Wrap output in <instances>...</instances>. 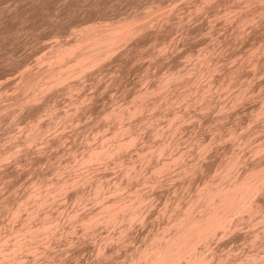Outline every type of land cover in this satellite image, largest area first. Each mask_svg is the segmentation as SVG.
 Segmentation results:
<instances>
[{"label":"rangeland","instance_id":"374dc122","mask_svg":"<svg viewBox=\"0 0 264 264\" xmlns=\"http://www.w3.org/2000/svg\"><path fill=\"white\" fill-rule=\"evenodd\" d=\"M215 1L211 0V2H213L211 3V5H207V7L204 6V8H201L200 10L196 7L199 10L197 11L195 10V6L199 5L198 4L199 0H196L195 1L196 3L193 2V0L191 1L190 0H172V1L171 0H164V1L163 0H0V104H1L0 105V158L3 157V159H0V167H1L0 168V208H1L0 235L1 236H4L5 234L3 232L4 230H6V232L8 233L13 228L16 229L17 227H20L21 224L23 223V220L25 221L24 217L26 216L25 213L26 209L22 207L21 210L19 209L18 212L13 213L14 208L13 210L10 211L11 204L14 205V203H16L17 201H18L17 203H20V201L27 198L28 196L27 194L30 193L29 191L31 190L33 192L34 189L33 187L35 186L38 187L39 185V187L41 186V188L43 187V189H46L45 187L48 186L50 183H51L50 185H52V182L54 181L53 179H56L55 178L56 176L57 177L63 176L66 178L74 176L75 171L72 167L73 166L72 156L74 155L80 157L81 154L87 149V147L90 146L91 142L93 144H95L94 142L96 143L98 142L97 140H99L100 138L98 135L101 136V134H104L105 132L107 134L110 133L109 131L110 129H108V126H110L111 124L110 125L109 123L104 124L105 121L103 122L100 121L103 124L99 123V120L101 119L100 117H102L104 111L112 108L116 104L119 105L120 102L125 104L129 100L134 99L135 93L136 95H138L139 93L138 91L141 92L142 90L143 92V90L145 91V89L147 88L146 91L148 90V92L149 91L151 92L153 90L152 89L153 85L155 88V86H157V84L159 83V81L157 80L159 76L162 74L163 77L166 76L169 73V71L175 69L174 66L176 67V69L181 67L182 69L180 70L182 71V73L184 72L187 75V78L185 77L184 79L185 81L184 80L181 81L182 84L179 82L180 84L175 85V83L171 82L174 85L170 84L171 86L169 85L168 88L166 89L168 91H165L166 92L165 95L168 96L165 97L170 98V100H172V102L174 103H171V101L169 102L166 101L167 102L166 103L165 102L166 98L165 99L163 97L160 98L158 97L157 94H154L157 95V97L153 95L154 97L151 96L152 97V98L150 97L151 100L148 101L149 104L150 101L153 103L152 104L153 107L151 104L150 105L148 104L145 108H143L145 111L143 112L142 109V111L140 112L142 114L140 115L139 113L138 114L139 116L137 115V118L135 117L136 116L135 115L132 116L134 119L132 117H131L132 119L131 118L126 119L127 120L126 123L130 126L131 131L132 132L134 131V133L136 132V142H135L136 146L134 144L132 145L133 148H131L130 146L128 147L129 150L128 148L125 150L124 160L130 162L131 165H133L134 167L136 166L135 168L137 169L139 168L138 170L142 169L143 173H141L140 175H136V176L131 175L130 177H127L125 174H123L124 171L122 169L124 168L122 167L123 166L122 162L118 159L115 160L108 159L107 161H109L110 164L106 163L107 161L106 162L101 161L102 163L95 162V164L93 163V165H90L91 164L90 163L89 166L87 165V167L85 166L76 170L77 171L76 173L80 172V174L79 173L76 174L77 175L76 178L77 179L81 178L80 180L76 181L77 184L72 185L73 188L72 186H68L67 190L65 189L66 191L65 190L60 191L59 193L62 192L61 194L57 193L59 196L56 194L55 196L56 200L54 199L53 201H51V203H48L49 205L46 204L48 206L45 205L46 207H44L45 212L49 213L47 215L48 216L50 215L49 217L52 220L53 224L55 223L53 232L54 233L56 232V234L52 232L54 235H52L51 233L52 236L49 235L48 237L50 238L48 240L47 237L45 241L39 240L40 244L39 242L35 243V246L39 244L38 246L35 247V254L33 255V253H29V252L27 254H24L22 256L23 264H136V263L144 264V259L142 261L139 259V257H137L139 255L138 254L139 251L145 248L148 244L150 245V243L154 242L153 244H155L157 240H159V237H161L162 235L167 236L165 234L167 232H170V228L171 229L173 228L171 223L173 222L177 214L176 212L177 209L179 210V208L177 207V209H175L176 211H174V207L176 208V205L177 206L180 205L179 207L183 205V209H186L189 208V206L191 208L193 204L196 205V203H198V205L200 206L198 205H196L195 207L193 206L197 211L195 209H191V210L195 211L194 214L199 213V211L202 209L201 206H203V201L205 197L203 188H206V186L210 185L211 184L210 181H213V179H215L217 182V179L222 173V172L220 173V170L222 171L221 167H223L225 162H227V159H229L228 156H230L231 153L235 154L237 156V160H239L237 164H235L236 166L233 167V173H235L236 175L239 174L243 175L247 171L246 169L252 167L253 165H256L255 163L259 164L256 166H258L259 170L263 172L261 169L264 170L263 168L264 161L262 160V158L264 157V150H259V147L261 146V143H264V112L262 113V115H258V116L256 115V113L259 112L258 109L262 108L261 106L264 105L263 104L264 102V76H263L264 75V50H263L264 49V45H263L264 17H260L258 15L255 16L253 21L251 22L253 23L255 21V23L252 24L253 27L249 25L251 24L249 23L247 24L248 25L247 27L246 25H244L241 29L237 27L240 30L238 31V29L234 27L237 26L236 21L235 23H233L234 19L233 20L226 19L225 21V19L223 20V17L222 18L219 17V15L222 16L224 14L223 13L224 10L221 9L222 8L225 9V7L230 6V3L233 4L234 2V4L231 5L230 7L233 8V9L231 8L233 12L234 10H236L235 12L237 13L234 12L235 15H238L240 13L242 14L243 10L239 11L241 8L242 9L245 8L243 13H250L249 8L253 6L254 0H250V1L227 0L229 1V3L225 2L226 4L224 5H223L224 3L223 1L225 0H219V1L215 0ZM254 2H256L255 5L258 4L256 0ZM213 4L216 6H212ZM221 5H223V7ZM255 5H254L255 8L252 7V10L253 9L255 10L256 7L258 6ZM169 8H170L169 14H171L170 12H172L171 16L173 18L169 15L172 19L171 18L163 19V20L161 19L157 21L158 18L160 19L163 16V12H164L163 10L164 9L167 10ZM246 8H248L247 12H245ZM172 9H174V11H172ZM202 9H204L203 10L204 13L202 12L200 14V11ZM217 9L220 10L219 13H217L218 12ZM145 11H150L149 12L150 14L147 15L149 16V18L151 17V15H152L151 18L156 16V14L157 16L154 17V20L152 19L150 23L148 22L149 23L147 26L148 28L147 27L144 28L146 31L142 29L139 32V34L141 32L143 33L142 36L140 37L141 35L140 34L138 35L139 37L138 38L135 37L137 36L136 34L135 36H133L135 37V39L133 37L127 38L125 39V41L123 39V41L117 43L118 44L116 45L117 47L111 50L108 53L109 55L108 54L105 55V59L104 58L102 59L103 63L101 61L100 64L98 63L100 66L98 64L91 66L86 70L88 72L84 71L82 73L84 75L81 74L82 76L77 77V74L75 75L76 77H74V75H68L72 77H68V79L66 78L67 80L65 79V77H63L64 79V80L62 79L63 82H61L62 80H56V76H55L54 78L56 80L55 82H57L56 83L57 85L55 84L54 79H52L55 84V88L52 86V89L49 88L51 89L49 90L47 88L48 85L46 86L44 85L45 86L44 91L40 94V96L35 95L37 97H34L32 95L30 96L31 98H29V94L31 91L23 90L24 88L22 82L24 81L22 79L23 77L25 79L27 76H30L29 75L30 73L32 74L33 78H38V79L40 78L41 83L46 84V82L51 80L48 78L49 76L47 73H45L46 71L44 69H46L47 66H49L50 63L49 61L52 60V58H54L53 57L54 55L52 53H54L53 52L55 50L54 46L56 44L58 43L64 44L63 48H67V49H69V46L71 48L77 46L78 45L77 41L80 42L79 40L81 38L80 36L81 34H79L80 33L79 30H82V28L84 29L93 25H94L93 27L101 28L103 27L101 26L103 24L104 26L106 24L108 25L111 23L118 24L117 23L118 19L122 21L124 20L123 18L128 16H130L129 17L130 19L131 17L134 16L135 18H139L141 16L143 20L145 19L149 20V18L147 17L144 19V15L142 17V12L144 14L147 13ZM213 11H216L217 15L214 14ZM136 12L141 13V15H138L139 17H136L137 16ZM167 13L164 14L168 15ZM195 13L197 14L194 15ZM203 14L204 15L207 14L206 17ZM164 17L167 18L168 16H164ZM208 19L212 21L209 20L210 22H208ZM218 19L220 21L216 22L215 20ZM113 20L115 21L114 23L112 22ZM129 20L127 19V21ZM158 22L159 24H156ZM161 22H163L162 25ZM152 23L154 24L152 25ZM211 24L214 25L211 26ZM153 26H155L156 28L154 27L155 28L154 29ZM157 29L160 32L157 31ZM130 39L133 40L130 41ZM251 50L257 51L255 53V56L253 57L256 62L258 61L257 65L259 66L256 69L257 73L255 72L254 68L252 69L253 59H251L250 61V63L252 62L251 63L252 65L248 63L249 61L248 54L249 51ZM198 51L203 52V54L205 51L206 54H204L203 56L208 55L205 57V59L207 58L206 59V61H208L207 63L208 64L210 63L212 65L213 71H212V76L209 78L210 81H208V77L206 78V76L202 77L201 75H199L200 77H198V73H199L197 71L199 69L198 67H196L197 69L195 70L196 72L193 71L195 68L193 62L196 59L192 60L191 58L194 59V56L196 57L198 54L199 55L202 54L199 53ZM193 52H195V55H193ZM186 53L190 55L189 57H191V55L193 56L191 58H188V55L186 56ZM246 54H247V59L244 57L246 56ZM259 56L260 58L262 56L263 57L261 59L259 58L260 59L259 60L258 59ZM209 57L211 58L209 59ZM46 60L48 63L46 62ZM77 61H74V63ZM209 61H212V63ZM241 61H243L242 64ZM232 63L235 64L233 65ZM45 64H47V66ZM71 64L72 66L74 65L73 62L69 63L68 65L70 66ZM191 65L194 66L190 67ZM216 66H218L217 69ZM184 67L185 69H183ZM237 67L239 68L240 73H242V75L238 73V75L240 76V81L241 82L244 81L246 83L248 82L247 87L249 89L248 88L247 89L249 90V92L247 94L248 95L247 98L242 99L240 102L238 101L239 103L232 105L231 104L232 98L231 101L229 100V98L233 95L232 94L234 93L233 91L236 92V89L238 88V85L236 86V83L239 81V77L237 76L238 77L237 81L232 77L233 81L236 82V83L233 82V84L235 85L231 84V81L228 80L231 84L229 87L227 86L229 82L226 81L228 83L226 84L224 83L225 84L224 87L226 86L225 88L223 87L224 89H222L221 86L219 87V81L221 80L222 76H224L223 74L227 76L228 70L235 71L236 69H238ZM234 68L236 69L234 70ZM243 69L245 72H243ZM189 70L191 71L190 73L191 75H189L190 72ZM225 71L226 73H224ZM215 72H217L216 73L217 75L214 74ZM51 76L52 75H50V77ZM43 77L48 79L47 80L45 79L43 81ZM216 77H218L219 80ZM156 81L158 83H156ZM212 81L214 84L212 83ZM74 82H75V86L73 88L72 84ZM204 82L206 83L207 88H204L206 86L203 85L205 84ZM198 83L200 84L198 85ZM209 84L210 86L212 85L211 90H209L210 92L208 91V89L210 88ZM70 85L71 87L69 88ZM195 85L198 87L201 85L200 93L197 92L199 88L197 89ZM202 85L204 86L203 89L201 88ZM20 86H22V88ZM170 87L173 89H171ZM182 89L185 91H183ZM191 89L192 91L190 92ZM46 90L49 92H47ZM181 90L184 93L181 92ZM223 90H225L226 92ZM186 92L188 93V95ZM189 92L191 93L190 95ZM202 92L203 94L204 92L206 94L205 103L204 100H202L203 102L202 103L201 100L196 98ZM185 93L187 97L183 101L182 97L184 96ZM176 95L177 97L180 95V98L178 99ZM188 96L190 99L188 98ZM174 97L176 98V101H173L175 100ZM208 98H210V100ZM72 99L73 100L85 99L83 100L84 102L78 104V106L80 105L79 107L80 111L78 109L77 112V114L79 113V115L75 114L74 118L72 117V120L73 119L74 120L68 121L69 124L68 122L62 124L61 122L62 120L55 117H53L52 120V116L54 115V112L55 114L59 112L61 113L63 111L70 110L73 108V107L71 108L72 106L71 102L73 101ZM163 99L164 101H162ZM179 100L180 102H178ZM159 102H161V104ZM179 103L182 109L178 105ZM187 104L189 105L187 106ZM154 107L157 108L154 109ZM61 108H63L64 110ZM169 108L172 109L170 110ZM221 108L222 110H220ZM153 110L155 111L153 112ZM51 112H53V115ZM167 113L168 114L170 113V116L175 115V117L182 115L181 117H176L177 118L176 127L174 126L172 128V129L175 128L177 131H175V129L171 130V128L167 126L168 118H169ZM166 116L168 117L166 118ZM147 117L149 120H152L154 118V120H152V124L153 123L154 124L151 126L152 128L154 127V129L157 128V130L159 131V135L153 136L152 134L153 132H151L152 128L149 129L150 126L147 128V121H146ZM149 117L150 118L152 117V119H150ZM155 118H157L156 121ZM38 120L39 121L41 120L40 123H47L49 120L50 122L52 120L54 122V123L52 122L53 128L51 127L50 131L41 134L39 139L37 138L38 140H36V142L33 141L32 143L31 142H29V144L27 143L28 144L27 146V144H25L26 143L25 137L27 135L26 133L28 132L30 133L32 125L36 124V121L38 122ZM143 121H146V124ZM70 122H72L73 124L71 123L70 125ZM180 123H182L183 126H181ZM92 124H94L95 126ZM99 124L102 125L98 126ZM63 125L66 127H64ZM97 126L100 127L101 130H96L95 128ZM103 129H105V131ZM164 129L166 132L164 131ZM167 129L169 130L167 131ZM234 130L235 133L236 134L239 133V135L240 132L242 134L245 133V137H243L244 139L241 137V140L243 139L242 144H239V142L241 143V141L239 137H236V134L234 135L235 138H233L232 134L234 133L233 132ZM96 131L100 133H97ZM174 131L176 134L174 133ZM171 133H173L174 135ZM46 134L49 135L46 136ZM161 137L162 139L167 138L168 140L172 138L170 140L171 141L170 144L172 145H170L168 149V155L171 154L172 157L180 158L178 159V162L176 164H180L181 166L173 164L174 166L172 165L169 168V171H167L168 173L166 172L161 173L158 177V179L160 180L154 182L153 180H151L152 178L150 179L151 177V176L149 177L150 172L147 171L149 169L146 167L147 165L143 162V160H141V156L139 155L137 150L141 149L142 147H146L148 145L149 146L152 145V147L155 148L160 140L159 138ZM236 138L239 139L237 140ZM234 139L237 140V143ZM245 140L246 142L244 143ZM22 144H24L25 146L23 147ZM18 146L20 149H17ZM9 148H12L13 152L15 149H17L15 150L16 152L11 154L12 156L11 155L8 156V154L5 153L6 151L9 150ZM14 156L16 157V159ZM191 166L196 167L195 169L197 171L196 170L193 172L189 171L187 173L182 172L184 168L187 167L190 168ZM145 171H147L148 173ZM69 174L71 176H69ZM81 175L82 177H80ZM97 177L103 179V181L105 182V190L108 191L107 195H110L109 188L112 187L111 185L113 184L115 185L118 182L122 181V184L119 183L122 187L120 189L121 195L126 194V196H128L127 193L129 191L130 193L131 191L132 192L134 191L133 193L139 195L141 193V196H144V201L142 203L144 205L140 208V206L142 205L140 204L138 210L139 217L137 219L134 218L135 221L133 220L132 222H127L126 220L119 219L117 223L115 222L116 224L113 223L111 225H108L109 227L107 226V224L103 222L100 223L97 222L98 224L96 223L97 225L95 224V226H93L92 229V228H85L84 226H82L79 219L78 222L77 219L76 221L74 220L78 216L80 217V215L78 214L79 211L82 216L87 213L93 214V212L95 213L96 211H98L97 210L98 206H96L97 203L92 202L86 197V193L88 195V193L91 191L90 186L94 181L93 179L94 178L96 179ZM120 178L123 180H121ZM262 179H261L262 182L259 185V189L255 191V193H253V195L251 196L253 197V199H255L256 197L254 195H257V197L260 196L259 198H256V200L257 199L260 200L257 201L255 200V204H254L255 206L256 204L258 205L256 207L257 209L260 208L259 211L257 210L258 212L255 210L252 215H249L250 214L249 213L248 216H247L248 213L247 211H246L247 213L242 211V213H240L241 215L231 214L228 217L233 220L231 221L228 218L229 220H227L228 224H226L225 226L226 228L225 231L223 230L222 232L220 231V229L216 230L215 232H217V234L214 232L210 237V239L207 240V242L205 243V246L204 244L201 245V243H197V251L201 255L207 257V258L204 257L206 263L204 262L203 264H229L228 262L234 264L233 260L242 264H254V263L264 264V232H263L264 230L262 231V229H264L262 228L264 226L263 223L264 222L263 220L264 219V211H263L264 210V203H263L264 178ZM207 182L210 183L206 185ZM33 184H37V185H33ZM211 185H213V183ZM37 187L35 188L37 189ZM51 187L52 186L47 188H51ZM113 187L110 189L112 190ZM199 190L200 191L202 190L201 192L203 194L200 192L202 196L199 193ZM198 194L199 196H201L202 201L201 198L198 197ZM195 200H197L198 202ZM23 202H25V200ZM50 206L51 208L49 209L48 207ZM184 206L187 207L185 208ZM8 207L10 208L9 210ZM46 209L52 212L50 213V211ZM89 209H91L90 210L91 212L89 211ZM173 211L175 212V214ZM17 213H19L18 214L19 216L17 215ZM75 213L78 214V216ZM14 214L17 216H15ZM74 214L76 215V217ZM255 216L257 217L255 218ZM83 217H87V216L85 215ZM70 219L73 220L71 221ZM56 222L58 225L56 224ZM13 224L15 226H13ZM254 235L257 236L259 235V236L257 237ZM254 253L257 255L256 257H254L255 256ZM29 254L31 256H29ZM26 258H30V259L28 260ZM225 258L227 261L225 260ZM249 258H251V261L246 263L247 261L250 260ZM32 261L35 262L33 263ZM237 262H235V264H238Z\"/></svg>","mask_w":264,"mask_h":264},{"label":"bare ground","instance_id":"6f19581e","mask_svg":"<svg viewBox=\"0 0 264 264\" xmlns=\"http://www.w3.org/2000/svg\"><path fill=\"white\" fill-rule=\"evenodd\" d=\"M164 1V0H163ZM172 1V0H171ZM191 1V0H190ZM196 1V0H195ZM194 0H193V2H195ZM213 1V0H212ZM215 1V0H214ZM219 1V0H218ZM230 1V0H229ZM229 1H227V0H225V1H223L222 3H223V5L224 4H226L225 2H228L229 3ZM235 1V0H234ZM243 1V0H242ZM242 1H240V2H242ZM250 1V0H249ZM255 1V0H254ZM253 1V6H249L250 8V13H243L244 12V9H238L239 11H242V14L240 13V14H238V15H235V13H237V12H235L236 10H234V12L232 11V7H230L231 5H233L234 4V2H233V4H231L230 3V6H227V5H229V4H227V5H225V6H227V7H225V9L224 8H220L221 10H224V14L222 15V16H220L219 15V17H223V20L225 19V21H226V19L227 20H233V21H231V22H233V23H235V21H236V23H237V26H234V27H238L239 29H241L244 25H246V27L248 26L247 24H249V23H251L252 21H253V19H254V17L255 16H260V17H264V0H256L257 1V3L258 4H256V5H258L257 7H256V9L254 10H252V7L253 8H255L254 7V5H255V3L256 2H254ZM160 2V1H159ZM170 2V1H169ZM180 2H182V1H180ZM216 2V1H215ZM214 2V3H215ZM248 2V1H247ZM135 3V2H134ZM184 3V2H183ZM186 3V2H185ZM189 3V2H188ZM191 3V2H190ZM196 3V2H195ZM211 3H213V2H211V0H199V7L198 6H195V10H197V11H199L201 8H204V6L205 7H207V5H211ZM221 3V4H222ZM194 4V3H193ZM218 4V3H217ZM135 5V4H134ZM159 5V4H158ZM175 5V4H174ZM173 5V6H174ZM178 5V4H177ZM179 5H180V3H179ZM196 5V4H195ZM223 5H221L222 7H223ZM239 5H240V3H239ZM249 5V4H248ZM255 5V6H256ZM187 6V5H186ZM212 6H216V5H212ZM235 6V5H234ZM233 6V7H234ZM237 6V5H236ZM242 6V5H241ZM246 6V5H245ZM98 7V6H97ZM169 7V6H168ZM175 7V6H174ZM180 7H183V6H180ZM180 7H179V9H180ZM188 7H189V5H188ZM190 7H191V5H190ZM199 9H197V8ZM238 7H240V6H238ZM243 7V6H242ZM105 8V7H104ZM140 8V7H139ZM232 8V9H231ZM235 8V7H234ZM175 9V8H174ZM174 9H172V11H174ZM177 9H178V7H177ZM193 9V8H192ZM191 9V10H192ZM210 9H212V8H210ZM214 9V8H213ZM247 9L248 8H246V11L245 12H247ZM59 10V9H58ZM152 10V9H151ZM166 9H164L163 11V16L159 19L158 18V20L157 21H159V20H163V19H170L172 16H171V14H172V12H170L171 14H169V11H170V8L169 9H167L168 10V13H167V10L165 11ZM203 10L204 9H202L201 11H200V14L203 12ZM209 10V9H208ZM218 10V9H217ZM237 10V11H238ZM183 11V10H182ZM249 11V10H248ZM252 11V12H251ZM145 12H147V13H143L142 12V17H143V15H144V19L147 17V18H149V16H147V15H149L150 13V11H145ZM160 12H161V10H160ZM179 12H180V10H179ZM207 12V11H206ZM214 12V14H216V11H213ZM220 12V10H218V12L217 13H219ZM131 13V12H130ZM167 13L168 15H165V14ZM177 13V12H176ZM175 13V14H176ZM192 13V12H191ZM198 13V12H197ZM197 13H195L194 15H196ZM204 13V12H203ZM234 13V14H233ZM154 14H156V13H154ZM174 14V15H175ZM190 14V13H189ZM135 15V14H134ZM134 15H132V16H134ZM136 17H139L138 15H141V13H138V12H136ZM171 17H170V16ZM173 15V16H174ZM193 15V16H194ZM204 15V14H203ZM206 15L207 14H205L204 16L206 17ZM217 15V14H216ZM48 16V15H47ZM156 16H157V14H156ZM156 16H154V17H156ZM164 16H168L167 18H165ZM183 16V15H182ZM199 16V15H198ZM49 17V16H48ZM130 16H128V17H125V18H123L124 20H119L118 19V24H106L105 26H104V24L103 25H101V26H103V27H101V28H99V27H93V26H90V27H87V28H82V30H79L80 31V33L79 34H81L80 36H81V38H80V42H78L77 41V43H78V45L77 46H75V47H70L69 46V49H67V48H63V46H64V44H56L54 47H55V50L53 51L54 53H52L54 56V58H52V60H48L50 63H49V66H47V64H45L46 66H47V68L46 69H44L46 72L45 73H47L48 74V78L49 79H51L50 81H48V82H46V84L45 83H41V81H40V78L38 79V78H33L32 77V74L30 73L29 75L31 76H27L25 79H24V77H23V81L24 82H22V84H23V90H25V91H31L30 92V94H29V98H31L30 96H34V97H37V96H35V95H39L40 96V94L44 91V87L46 86V85H48V89L49 88H51L52 89V86L55 88V84L57 83V82H55L56 80H62L63 79V77H65V79L67 78L68 79V77H72V76H68V75H74V77H76L75 75L77 74V77L78 76H82V75H84V74H82L84 71H86L88 68H90L91 66H93V65H95V64H100V61L102 62V59L104 58L105 59V55H107L111 50H113L115 47H117L116 45H118L117 43H119L120 41H123V39H124V41H125V39H127V38H132L133 36H135L136 34H137V36H135V37H138V35H140V37L142 36V32L139 34V32L142 30V29H144L145 27H147L148 26V24L151 22V20L153 19L154 20V17L153 18H151L152 17V15H151V19L149 18V20L148 19H145V20H143V18H141V16L139 17V18H135V16L134 17H131V19L129 18ZM197 17V16H196ZM200 17V16H199ZM208 17H209V15H208ZM215 17V16H214ZM225 17V18H224ZM133 18V19H132ZM173 18V17H172ZM171 18V19H172ZM127 19L129 20V21H127ZM202 19V18H201ZM211 19H214V18H211ZM203 20V19H202ZM210 19H208V22H210V21H212V20H210ZM262 20V19H261ZM121 21V22H120ZM167 21V20H166ZM176 21V20H175ZM174 21V22H175ZM178 21V20H177ZM201 21V20H200ZM216 22L217 21H220L219 19L218 20H215ZM222 21V20H221ZM256 21H257V19H256ZM264 21V20H263ZM113 23L115 22L114 20L112 21ZM149 22V23H148ZM156 22V21H155ZM154 22V23H155ZM163 22H165V21H163ZM163 22H161V25H162V23ZM100 23V22H99ZM154 23H152V25L154 24ZM169 23V22H168ZM167 23V24H168ZM200 23H202V22H200ZM215 23V22H214ZM219 23V22H218ZM217 23V24H218ZM233 23H232V25H233ZM253 23H255V21L253 22ZM253 23H251V24H249V25H251L252 26V24ZM92 24V23H91ZM156 24H159V22L158 23H156ZM172 24V23H171ZM190 24V23H189ZM224 24V23H223ZM228 24V23H227ZM96 25V24H95ZM160 25V26H161ZM165 25V24H164ZM176 25V24H175ZM175 25H174V27H175ZM194 25H196V24H194ZM210 25V24H209ZM208 25V26H209ZM212 25H214V24H211V26ZM207 26V27H208ZM92 27V28H91ZM155 26H153V28H154ZM166 27V26H165ZM170 27V26H169ZM194 27V26H193ZM213 27H215V26H213ZM221 27V26H220ZM253 27V26H252ZM148 28V27H147ZM151 28H152V26H151ZM150 28V29H151ZM156 28V27H155ZM154 28V29H155ZM159 28H161V27H159ZM163 28V27H162ZM173 28V27H172ZM237 28V29H238ZM81 29V28H80ZM171 29V28H170ZM198 29V28H197ZM200 29V28H199ZM213 29V28H212ZM238 29V31H240ZM245 29V28H244ZM145 30V29H144ZM204 30V29H203ZM215 30V29H214ZM146 31V30H145ZM144 31V32H145ZM154 31V30H153ZM157 31H159L158 29H157ZM156 31V32H157ZM163 31V30H162ZM167 31V30H166ZM177 31V30H176ZM160 32V31H159ZM209 32H210V30H209ZM243 32H244V30H243ZM163 33V32H162ZM168 33V32H167ZM170 33H171V30H170ZM202 33V32H201ZM160 34V33H159ZM158 34V35H159ZM213 34V33H212ZM211 34V35H212ZM220 34V33H219ZM247 34V33H246ZM258 34V33H257ZM156 35V34H155ZM243 35V34H242ZM241 35V36H242ZM209 36V35H208ZM240 36V37H241ZM135 37H133L134 39H135ZM166 37H167V35H166ZM187 37V36H186ZM205 37V36H204ZM203 37V38H204ZM139 38V37H138ZM206 38V37H205ZM226 38V37H225ZM243 39V38H242ZM241 39V40H242ZM129 40V39H128ZM133 39H130V41H132ZM206 40V39H205ZM204 40V41H205ZM240 40V41H241ZM68 41V40H67ZM127 41V40H126ZM172 41V40H171ZM76 42V41H75ZM61 43V42H60ZM157 43V42H156ZM251 44V43H250ZM261 44V43H260ZM136 45V44H135ZM264 45V44H263ZM263 45H262V48H263ZM119 46H121V45H119ZM174 46V45H173ZM260 46V45H259ZM188 47V46H187ZM227 47V46H226ZM118 49V48H117ZM203 49H205V48H203ZM211 49V48H210ZM258 49H259V47H258ZM160 50V49H159ZM216 50V49H215ZM264 50V49H263ZM202 51V50H201ZM206 51H207V49H206ZM232 51V50H231ZM254 50H251V51H249V54H248V63H250V61H251V59H253L254 60V56H255V53L257 52V51H254ZM192 52V51H191ZM190 52V53H191ZM199 52V51H198ZM214 52V51H213ZM236 52V51H235ZM245 52V51H244ZM199 53H202V54H198L196 57L194 56V59L193 58H191L193 55H195V52H193V55H191V57H189L190 55H188V53H186V56L188 55V58H191L192 60H195L194 62H193V64L195 65V68H194V70L193 71H195V70H197L196 69V67H198L199 69L197 70L199 73H198V77H200L199 75H201L202 77H205L206 76V78L208 77V81H210L209 80V78L212 76V71H213V69H212V65L209 63H207L208 61H206V59H205V57L206 56H208V55H205V56H203L204 54H206L205 53V51H204V54H203V52H199ZM138 54V53H137ZM233 54V53H232ZM109 55V54H108ZM114 55V54H113ZM158 55H160V54H158ZM217 55V54H216ZM260 55V54H259ZM49 56V55H48ZM241 56V55H240ZM108 57V56H107ZM111 57H112V55H111ZM135 57V56H134ZM212 57V56H211ZM211 57H209V59L211 58ZM246 59H247V54H246V56H244ZM263 57V56H262ZM261 57V58H262ZM41 58H43V57H41ZM239 58V57H238ZM260 58V56L258 57V59ZM260 58V59H261ZM40 59V58H39ZM79 59V60H78ZM245 59V60H246ZM259 59V60H260ZM78 60V61H77ZM191 60V61H192ZM212 60V59H211ZM217 60V59H216ZM234 60H236V59H234ZM244 60V59H243ZM252 60V62H253V65H252V69L254 68L255 69V72H256V69L258 68V66L259 65H257V63H258V61L256 62L255 60L253 61ZM257 60V59H256ZM74 61H77V62H75L74 63ZM105 61V60H104ZM44 62V61H43ZM46 62H47V60H46ZM71 62H73V66H72V64L69 66L68 64L69 63H71ZM135 62V61H134ZM138 62V61H137ZM151 62H152V60H151ZM182 62V61H181ZM209 62H211L212 63V61H209ZM236 62V61H235ZM246 62V61H245ZM256 62V63H255ZM48 63V62H47ZM78 65H77V64ZM103 63V62H102ZM140 63V62H139ZM227 63V62H226ZM237 63V62H236ZM243 63V61H241V64ZM76 64V65H75ZM98 64V65H99ZM190 64V63H189ZM225 64V63H224ZM233 64V63H232ZM235 64V63H234ZM233 64V65H234ZM261 64H262V62H261ZM105 65V64H104ZM142 65V64H141ZM186 65H187V63H186ZM193 65V66H194ZM221 65V64H220ZM100 66V65H99ZM176 66H177V64H176ZM192 65L190 66V67H193ZM230 66H232V65H230ZM249 66V65H248ZM254 66V67H253ZM41 67H42V65H41ZM96 67V66H95ZM217 67L218 66H216V69H217ZM229 67V66H228ZM238 67H240V66H238ZM237 67V68H238ZM45 68V67H44ZM174 68L175 69H172L171 71H169V73L166 75V76H162V75H160L159 76V78L157 79L158 81H159V83L156 81V83H158L157 84V86H155V88H154V85H153V90L150 92H148V90L146 91V89H145V91L143 90V92H142V88L141 89H139V90H141V92L140 91H138L139 93H138V95H136V93H135V97H134V99H131V100H129L128 102H126L125 104L124 103H122V102H120V104L118 105V104H116L115 106H113L112 108H110V109H107L106 111H104L103 113V115H102V117H100L101 119L99 120V123H102L103 121H105L104 122V124L105 123H109V125L110 126H108V129H110L109 131H110V133L109 134H107L106 132V134L104 133V134H101V136L100 135H98L100 138H99V140H97L98 142L96 143V142H94L95 144H93L92 142H91V144H90V146H88L87 147V149L81 154V156L80 157H77V156H72V159H73V169H74V171H75V174H74V172H73V174H74V176H72V177H63L62 175V177H60V176H56L55 178L56 179H53L54 181L52 182V185H50V186H52L51 188H47V187H50L49 185L48 186H46L45 188L46 189H43V187L41 188V186L39 187V185H38V187L37 186H35V187H37V189L35 188V187H33L34 189H33V192H32V190L31 191H29L30 193H28L27 195V198H25V199H23L22 201H20V203H14V205L13 204H11V209L8 207V210L10 209V211L11 210H13V208H14V210H13V213H15V212H18V210L20 209L21 210V208L23 207V208H25L26 209V211H25V213H26V216L24 217L25 218V221L23 220V223L21 224V226L20 227H15L16 229H12L11 231H9L8 233L6 232V230H4L3 232L5 233L4 234V236H1L0 237V264H23L22 263V256L24 255V254H27L28 252L29 253H33V255L35 254V247L36 246H38L39 244H40V242H39V240H41V241H45V239L49 236V235H51V233L53 232V228H54V224H53V222H52V220L50 219V215L48 216L47 214H49V213H46L45 212V210H44V207H46V206H48L49 204L48 203H51V201H53L54 199H55V196H56V194L57 193H59L60 191H63V190H67V188H68V186H72V185H74V184H77L76 183V181L77 180H80L81 178H79V179H77L76 177H77V175L76 174H80V172H78V173H76L77 171L76 170H78L79 168H82V167H87V165L89 166V164L90 165H93V163L95 164V162H101V161H107L108 159L110 160V159H118V160H120L121 162H122V167L124 168V169H122L123 171H124V173L123 174H125L127 177H130L131 175H134V176H136V175H140L141 173H143V171H142V169H140V170H138L137 168H135L133 165H131V163L130 162H127V161H125L124 160V155H125V150L128 148V147H130L131 146V148H133L132 147V145H134L135 144V142H136V132L134 133V131L132 132L131 131V128H130V126L126 123V119H129V118H131L132 116H135L136 118H137V115L142 111V109L143 108H145L148 104H149V100H151V98L152 97H154V96H156L157 97V95H158V97H163L164 99L166 98L165 96H167V95H165V91H168V90H166L167 88H168V86L170 85V84H173V83H175V85L176 84H180L181 83V81L182 80H184L185 79V77L187 78V75H186V73H182V71L180 70V69H182L181 67H179L178 69H176V67L174 66ZM227 68V67H226ZM241 68H244V67H241ZM260 68V67H259ZM183 69H185V67L183 68ZM192 69V68H191ZM231 69V68H230ZM236 68H234V70H235ZM116 70V69H115ZM169 70V69H168ZM219 70V69H218ZM224 70H225V68H224ZM250 70H251V68H250ZM91 71V70H90ZM183 71H185V70H183ZM190 71V70H189ZM193 71H192V73H193ZM230 71H232V72H230ZM228 70L227 71V76L225 75V74H223L224 76H222V78H221V80L219 81V87L221 86L222 87V89H224L225 87H224V85L226 84V83H228L229 81L228 80H230L231 81V84H233V82H235V81H233V78L237 81L238 80V77H239V81L236 83V86L238 85V88L236 89V92L235 91H233L234 93H232L231 95L233 96H231L230 98H229V100L231 101V98H232V105H234V104H236V103H239L242 99H245V98H247V94H248V92H249V88L247 87V83L246 82H241L240 81V76L238 75V73H240V71H239V68L238 69H236L235 71H233V70ZM248 71V70H247ZM86 72H88V71H86ZM86 72H85V74H86ZM167 72V71H166ZM196 72V71H195ZM228 72H230V73H228ZM243 72H245L244 71V69H243ZM255 72H254V74H255ZM35 73V72H34ZM155 73V72H154ZM191 73V71L189 72V75H191L190 74ZM217 72H215L214 74H216ZM220 73V72H219ZM224 73H226V71L224 72ZM257 73V72H256ZM80 74V75H79ZM82 74V75H81ZM166 74V73H165ZM195 74V73H194ZM231 74H232V76H231ZM237 74V75H236ZM248 74V73H247ZM27 75H28V73H27ZM36 75V74H35ZM39 75H41V74H39ZM50 75H52L51 77H50ZM154 75V74H153ZM217 75V74H216ZM220 75V74H219ZM234 75V76H233ZM240 75H242V73H240ZM24 76V75H23ZM44 76V75H43ZM56 76V80H55V77ZM162 76V77H161ZM238 76V77H237ZM244 76V75H243ZM264 76V75H263ZM39 77V76H38ZM45 77V76H44ZM43 77V81L46 79H48V78H44ZM53 77V78H52ZM160 77H161V79H160ZM191 77V76H190ZM197 77V78H198ZM221 77V76H220ZM233 77V78H232ZM196 78V77H195ZM194 78V79H195ZM216 78H218V77H216ZM231 78V79H230ZM254 78V77H253ZM261 78V77H260ZM52 79H54V82H55V84H54V82H53V80ZM66 79V80H67ZM190 79V78H189ZM189 79H187V80H189ZM213 79V78H212ZM256 79V78H255ZM64 80V79H63ZM63 80L61 81V82H63ZM70 80V79H69ZM74 80V79H73ZM204 80V79H203ZM218 80H219V78H218ZM261 80V79H260ZM52 81V82H51ZM78 81V80H77ZM185 81V80H184ZM196 81H198V80H196ZM195 81V82H196ZM207 81V80H206ZM215 81H216V79H215ZM226 81H228V82H226ZM70 82V81H69ZM171 82H173V83H171ZM180 82V83H179ZM192 82V81H191ZM201 82V81H200ZM59 83V82H58ZM66 83V82H65ZM155 83V84H156ZM194 83V82H193ZM205 83V82H204ZM212 83H213V81H212ZM225 83V84H224ZM250 83V82H249ZM72 84V83H71ZM182 84V83H181ZM195 84V83H194ZM193 84V85H194ZM200 83H198V85H199ZM203 84V83H202ZM211 84V83H210ZM210 84H209V89H208V91L209 90H211V86H210ZM214 84V83H213ZM230 82H229V84H227V86L229 87L230 85ZM45 85V86H44ZM57 85V84H56ZM63 85H64V83H63ZM67 85V84H66ZM73 85V88H74V86H75V82L72 84ZM174 85V84H173ZM186 85V84H185ZM192 85V86H193ZM197 85V84H196ZM195 85V86H196ZM203 85H206V83L205 84H203ZM202 85V89H203V86ZM233 85H235V84H233ZM62 86V85H61ZM149 86V85H148ZM171 86V85H170ZM180 86V85H179ZM178 86V87H179ZM201 86V85H200ZM200 86L198 87V86H196L197 87V92H201L200 91ZM214 86V85H213ZM251 86V85H250ZM21 88H22V86H20ZM71 87V85L69 86V88ZM181 87V86H180ZM187 87V86H186ZM224 87V88H223ZM227 87V88H228ZM171 88V87H170ZM169 88V89H170ZM176 88V87H175ZM189 88H190V86H189ZM188 88V89H189ZM204 88H207V85L204 87ZM248 88V89H247ZM255 88V87H254ZM260 88V87H259ZM51 89H49V90H51ZM171 89H173V88H171ZM188 89H186V90H188ZM183 90V89H182ZM181 90V92H183V91H185V90H183L182 91ZM204 90H206V89H204ZM204 90H202V91H204ZM248 90V91H247ZM22 91V90H21ZM47 91V90H46ZM45 91V92H46ZM176 91V90H175ZM192 91V89L190 90V92ZM223 91H225V90H223ZM223 91H221V92H223ZM226 91H227V89H226ZM225 91V92H226ZM47 92H49V91H47ZM95 92V91H94ZM170 92V91H169ZM168 92V93H169ZM189 92V95L191 94ZM210 92V91H209ZM27 93V92H26ZM52 93V92H51ZM184 93V92H183ZM182 93V94H183ZM187 93V92H186ZM186 93L184 94V96L182 97V99H183V101H184V99L187 97V95H188V93H187V95H186ZM150 94H152V95H150ZM154 94H157V95H154ZM174 94H175V92H174ZM182 94H180V95H182ZM46 95V94H45ZM154 95V96H153ZM180 95L177 97V95H176V97L179 99L180 98ZM196 95H197V93H196ZM195 95V96H196ZM206 94H205V92H204V94H203V92L200 94V95H198L196 98H198L199 100H201V102H202V100H204V103L206 102L205 100H206V96H205ZM208 95V94H207ZM220 95V94H219ZM257 95V94H256ZM72 96V95H71ZM152 96V97H151ZM192 96H193V94H192ZM194 96V97H195ZM259 96V95H258ZM90 97V96H89ZM151 97V98H150ZM168 97V96H167ZM227 97V96H226ZM33 98V97H32ZM44 98V97H43ZM85 98V97H84ZM172 98V97H171ZM175 98V97H174ZM188 98H189V96H188ZM248 98H250V97H248ZM91 99V98H90ZM89 99V100H90ZM164 99L162 100V101H164ZM168 99V100H167ZM173 99V98H172ZM190 99V98H189ZM197 99V100H198ZM209 100H210V98H208ZM212 99V98H211ZM35 100V99H34ZM73 100V99H72ZM83 100H85V99H82V100H73L71 103H72V106H71V108L72 109H70V110H66V111H63V112H59V113H56L55 114V112H54V115H53V112H51L52 113V120H53V117H55V118H59L60 120H62L61 122H62V124H65L66 122H68L69 120H71V121H73L72 120V117L74 118V116H75V114H77V112H78V109H79V111H80V105L78 106V104L79 103H81V102H84ZM126 100V99H125ZM181 100V99H180ZM180 100L178 101V102H180ZM196 100V99H195ZM217 100V99H216ZM222 100V99H221ZM153 101V100H152ZM161 101V102H162ZM169 102V101H171V103H174V102H172V100H170V98H166V100H165V102ZM173 101H176V98H175V100H173ZM183 101H182V103H183ZM188 101V100H187ZM239 101V102H238ZM161 102H159L160 104H161ZM165 102H164V104H165ZM166 102V103H167ZM216 102V101H215ZM243 102V101H242ZM116 103V102H115ZM122 103V104H121ZM155 103V102H154ZM158 103V104H159ZM181 103V104H182ZM191 103V102H190ZM203 103V102H202ZM29 104V103H28ZM32 104V103H31ZM150 104L152 105L153 103L150 101ZM149 104V105H150ZM230 104V105H231ZM263 104H264V102H263ZM1 105V104H0ZM83 105V104H82ZM179 106H180V103L178 104ZM183 105V104H182ZM189 104H187V106H188ZM192 105V104H191ZM206 105V104H205ZM209 105V104H208ZM28 106V105H27ZM160 106V105H159ZM216 106V105H215ZM225 106H226V104H225ZM261 106V105H260ZM26 107V106H25ZM152 107H153V105H152ZM158 107V106H157ZM157 107H154V109L155 108H157ZM220 107H222V106H220ZM262 108H259L258 109V111L259 112H257L256 113V115L258 116V115H262V113L264 112V105L263 106H261ZM3 108V107H2ZM24 108V107H23ZM180 108H181V106H180ZM236 108V107H235ZM58 109V108H57ZM61 109H63V108H61ZM87 109V108H86ZM170 110L172 109V108H169ZM174 109V108H173ZM182 109V108H181ZM234 109V108H233ZM64 110V109H63ZM156 110H158V109H156ZM166 110V109H165ZM220 110H222V108L220 109ZM145 110L143 109V112H144ZM155 110H153V112H154ZM161 111H162V109H161ZM175 111V110H174ZM179 111V110H178ZM186 111V110H185ZM223 111H225V110H223ZM230 111V110H229ZM81 112H83V111H81ZM80 112V113H81ZM170 112V111H169ZM92 113V112H91ZM150 113V112H149ZM152 113V112H151ZM223 113V112H222ZM36 114V113H35ZM142 113H140V115H141ZM153 114V113H152ZM168 114V113H167ZM51 115V114H50ZM77 115H79V113L77 114ZM76 115V116H77ZM145 115H147V114H145ZM150 115V114H149ZM177 115V114H176ZM207 115V114H206ZM255 115V116H256ZM139 116V115H138ZM168 116H169V118H168V123H167V121H166V123L168 124L167 126H169L170 128H171V130H174V129H172L174 126L176 127V122H177V118L176 117H181V116H176L175 117V115L174 116H170V113L168 114ZM168 116H166V118L168 117ZM225 116V115H224ZM256 116V117H257ZM37 117V116H36ZM51 118V117H50ZM133 118V117H132ZM131 118V119H132ZM150 118V117H149ZM58 119V120H59ZM77 119V118H76ZM79 119V118H78ZM134 119V118H133ZM140 119H141V117H140ZM150 119H152V117L150 118ZM165 119V118H164ZM258 119V118H257ZM256 119V120H257ZM51 120V122H50V120L47 122V123H40V121L38 120V122L36 121V124H34V125H32V128H31V131H30V133L28 132V133H26L27 135H26V137H25V144H29V142H33V141H35L36 142V140H38L39 139V137L41 136V134H44L45 132H47V131H50V129H51V127L53 128V124H52V121ZM144 120H145V118H144ZM152 120H154V118L152 119ZM152 120H149L148 119V117L146 118V121H147V128L150 126V128L149 129H151L152 128V126L151 125H153L152 124ZM157 120V118H155V121ZM160 120V119H159ZM166 120V119H165ZM190 120V119H189ZM100 121H102V122H100ZM131 121V120H130ZM146 121H143L145 124H146ZM179 121V120H178ZM184 121V120H183ZM191 121V120H190ZM253 121H254V118H253ZM132 122V121H131ZM188 122V121H187ZM54 123V122H53ZM71 123L72 122H70V125H71ZM79 123V122H78ZM95 123V122H94ZM143 123V124H144ZM254 123V122H253ZM31 124H33V123H31ZM68 124H69V122H68ZM73 124V123H72ZM103 124V123H102ZM102 124H99L98 126H101ZM156 124H159V123H156ZM181 124V126H183L182 125V123H180ZM185 124V123H184ZM255 124V123H254ZM78 125V124H77ZM92 125H94V124H92ZM187 125H188V123H187ZM64 126V125H63ZM95 126V125H94ZM96 127L95 129L96 130H101L100 129V127ZM146 126V125H145ZM243 126V125H242ZM64 127H66V126H64ZM68 127V126H67ZM79 127V126H78ZM132 127V126H131ZM162 127V126H161ZM160 127V128H161ZM133 128V127H132ZM139 128V127H138ZM178 128H181V127H178ZM177 128V129H178ZM29 129V128H28ZM57 129V128H56ZM63 129V128H62ZM246 129H247V127H246ZM104 131H105V129H103ZM107 130V129H106ZM135 130V129H134ZM147 130V129H146ZM152 131L151 132H153L152 134H153V136H156V135H159V131L157 130V128L156 129H154V127L151 129ZM161 130V129H160ZM169 129H167V131H168ZM145 131V130H144ZM164 131H165V129H164ZM164 131H162V132H164ZM175 131H177L176 129H175ZM175 131H174V133H175ZM244 131V130H243ZM248 131V130H247ZM247 131H245V132H247ZM97 133H100V132H98V131H96ZM108 132V131H107ZM150 132V133H151ZM166 132V131H165ZM234 133L232 134L233 135V138H235V130L233 131ZM140 133V132H139ZM170 133V132H169ZM89 134V133H88ZM138 134V133H137ZM171 134H173V133H171ZM176 134V133H175ZM228 134V133H227ZM47 135H49V134H46V136ZM59 135V134H58ZM78 135V134H77ZM168 135H170V134H168ZM168 135H167V137H168ZM174 135V134H173ZM239 135V133L238 134H236V137H239L240 138V141H241V143L239 142V144H242V141H243V137H245V133H241L240 132V135ZM242 135V136H241ZM244 135V136H243ZM141 136V135H140ZM163 136V135H162ZM56 137V136H55ZM97 137V136H96ZM95 137V138H96ZM173 137V136H172ZM241 137L243 138L242 140H241ZM38 138V139H37ZM51 138V137H50ZM89 138V137H88ZM92 138V137H91ZM94 138V139H95ZM164 138V137H163ZM180 138V137H179ZM239 138H236L237 140L239 139ZM41 139V138H40ZM48 139V138H47ZM56 139V138H55ZM87 139V138H86ZM158 139V138H157ZM160 140H159V142L157 143V146L155 147V148H153L152 147V145H148V146H146V147H142L141 149H138L137 150V152L139 153V155L141 156V160H143V162L147 165H144V166H146L149 170H147V168H146V170L147 171H149L150 172V175H149V177H150V179L151 180H153L154 182H157V181H159L160 179H158V177H159V175L161 174V173H163V172H166V173H168L167 171H169V168L173 165V164H176L177 162H178V159H180V158H175V157H172L171 156V154L170 155H168V149H169V147H170V145H172V144H170V140L172 139H162V137L161 138H159ZM236 139H234L235 141H236V143H237V140ZM144 140V139H143ZM142 140V141H143ZM154 140H156V139H154ZM153 140V141H154ZM42 141V140H41ZM152 141V142H153ZM24 142V141H23ZM246 142V140L244 141V143ZM261 142H263V141H261ZM12 143H14V142H12ZM52 143V142H51ZM174 143V142H173ZM249 143V142H248ZM21 144V143H20ZM28 144H27V146H28ZM75 144V143H74ZM155 144V143H154ZM238 144V145H239ZM260 144V143H259ZM23 145V147L25 146L24 144H22ZM31 145V144H30ZM156 145V144H155ZM247 145H249V144H247ZM21 146V145H20ZM135 146H136V144H135ZM244 146V145H243ZM6 147V146H5ZM22 147V148H23ZM70 147V146H69ZM21 148V149H22ZM136 148V147H135ZM252 148V147H251ZM17 149H20L19 148V146L17 147ZM17 149H15V150H17ZM43 149V148H42ZM173 149H174V147H173ZM205 149V148H204ZM236 149V148H235ZM14 150V152H16ZM128 150H129V148H128ZM259 150H264V143H261V146L259 147ZM171 151H172V148H171ZM177 151V150H176ZM239 151V150H238ZM13 152V150H12V148H9V150L8 151H6L5 153L6 154H8V156L9 155H11V154H13L14 153ZM73 152V151H72ZM127 152V151H126ZM205 152V151H204ZM256 152V151H255ZM262 152V151H261ZM137 153V154H138ZM174 153V152H173ZM172 153V154H173ZM177 153V152H176ZM175 153V154H176ZM127 154V153H126ZM174 154V155H175ZM258 154V153H257ZM3 155H5V154H3ZM128 155V154H127ZM180 155V154H179ZM12 156V155H11ZM258 156V155H257ZM260 156V155H259ZM263 156V155H262ZM5 157V156H4ZM15 157V156H14ZM67 157V156H66ZM71 157V156H70ZM229 157V159H227V162H225V164L223 165V167H221L222 168V171L220 170V176H219V178L217 179V182H216V180L215 179H213V181H210L211 182V184L213 183V185H208V186H206V188H203V190H204V195H205V197H204V201H203V206H201L202 207V209L199 211V213H196V214H194V212L195 211H193V210H191V209H195L194 207L196 206V205H198V203H196V205H194L193 204V206L190 208V206H189V208H186L187 206H184L186 209H183V205L181 206V207H179V206H177L176 205V208L174 207V211H176L175 209H177V207L179 208V210L177 209V214H176V216H175V218H174V220H173V224L171 223V225H172V229H173V231H172V229L170 228V232H167L165 235H167V236H164V235H162L161 237H159V240H157V242L155 243V244H153V243H150V245L148 244L145 248H143V249H141V251H139V255L137 256V257H139V259L140 260H142L143 261V259H144V264H182V263H184V264H203L206 260H205V258H207V257H205L204 255H201L198 251H197V243H201V245L202 244H204V246H205V243L207 242V240H209L210 239V237L212 236V234L216 231V230H218V229H220V231H222L223 232V230L225 231L226 230V228H225V226H226V224H228L227 223V220H229L230 218L228 217V216H230L231 214H237V215H241L240 213H242V211L243 212H246L247 213V216H248V214L249 215H252L253 214V212L256 210H258L259 211V209L260 208H256L258 205L256 204V206L254 205L255 204V200H256V198H259V197H257V195H254V196H256L255 197V199H253V197H251L252 195H253V193H255V191H257L258 189H259V185H260V183L262 182L261 181V179L262 178H264L263 177V175H264V170L263 169H261L263 172H261L260 170H259V168H258V166H256V165H259L258 163H255L256 165H250V166H252V167H249V168H247L246 170V172L243 174V175H241V174H239V175H236L235 173H233V167H235L236 165L235 164H237V162L239 161V160H237V156L235 155V154H232L231 153V155L230 156H228ZM140 158V157H139ZM239 158H240V156H239ZM0 159H3V157H1ZM15 159H16V157H15ZM71 159V160H72ZM126 159V158H125ZM184 160V159H183ZM225 160V159H224ZM253 160H254V158H253ZM262 160L264 161V157L262 158ZM21 161V160H20ZM203 161V160H202ZM259 161H260V159H259ZM115 162V161H114ZM142 162V163H143ZM262 162V161H261ZM261 162H260V164H261ZM4 163V162H3ZM102 163V162H101ZM106 163H109L110 164V162L109 161H107ZM197 163V162H196ZM97 164V163H96ZM100 164V163H99ZM135 164H137V163H135ZM183 164V163H182ZM195 164V163H194ZM121 165V164H120ZM119 165V166H120ZM176 165H180V164H176ZM203 165V164H202ZM8 166V165H7ZM102 166V165H101ZM107 166H108V164H107ZM106 166V167H107ZM144 166H143V168H144ZM174 166V165H173ZM181 166V165H180ZM68 167V166H67ZM99 167H100V165H99ZM201 167V166H200ZM1 168V167H0ZM95 168V167H94ZM196 167H187V168H184V170L182 171V172H184V173H187V172H189V171H191V172H193V171H195L196 169H195ZM258 168V169H257ZM264 168V167H263ZM60 169V168H59ZM58 169V170H59ZM121 169V168H120ZM174 169H176V168H174ZM174 169H173V171H174ZM198 169V168H197ZM97 170V169H96ZM238 170V169H237ZM71 171V170H70ZM80 171V170H79ZM84 171V170H83ZM86 171V170H85ZM94 171V170H93ZM105 171V170H104ZM147 171H145V172H147ZM172 171V170H171ZM197 171V170H196ZM69 172V171H68ZM82 172V171H81ZM99 172V171H98ZM122 172V171H121ZM144 172V173H145ZM177 172V171H176ZM236 172V171H235ZM56 173V172H55ZM148 173V172H147ZM181 173V172H180ZM88 174V173H87ZM96 174H98V173H96ZM179 174V173H178ZM190 174H192V173H190ZM193 174H195V173H193ZM218 174V175H219ZM57 175V174H56ZM170 175V174H169ZM198 175V174H197ZM218 175H216V176H218ZM241 175V176H240ZM53 176V175H52ZM68 176V175H67ZM69 176H71L70 174H69ZM79 176V175H78ZM106 176V175H105ZM120 176V175H119ZM80 177H82V175L80 176ZM102 177V176H101ZM113 177V176H112ZM161 177V176H160ZM132 178V177H131ZM146 178V177H145ZM164 178V177H163ZM193 178V177H192ZM217 178V177H216ZM86 179H87V177H86ZM121 179V178H120ZM162 179V178H161ZM52 180V179H51ZM94 181L92 182V185L90 186L91 188H90V192L88 193V195H87V193H86V197L89 199V200H91L92 202H94V203H97V205L96 206H98V211H96L95 213L93 212V214H91V213H87V214H85L87 217H83V216H85V215H81L80 214V211L78 212V214L80 215V217L78 216V214H76L78 217L77 218H75L76 217V215H75V221H76V219H77V222H78V219H79V221L81 222V225L82 226H84L85 228H92L93 226H95V224L98 222V223H100V222H103V223H105V224H107V226L108 225H111V224H113V223H117V221L119 220V219H123V220H126L127 222H132L133 220L135 221V219H137L139 216H138V210H139V206H140V204H142L143 203V201H144V196H141V193H140V195L139 194H136V193H133L132 191H131V193H130V191L127 193V195L128 196H126V194H123V195H121L120 194V189L122 188L121 187V185L120 184H122V181H120V182H118L117 184H113L114 185V187H113V185H111L112 187H113V189L111 190L110 188H112V187H110L109 188V192H110V195H107L108 194V191H106L105 190V182L103 181V179H101V178H94L93 179ZM107 180V179H106ZM121 180H123V179H121ZM135 180V179H134ZM147 180V179H146ZM263 180V179H262ZM41 181V180H40ZM85 181V180H84ZM88 181V180H87ZM110 181V180H109ZM148 181H149V179H148ZM216 183H215V182ZM33 182V181H32ZM35 182H36V180H35ZM83 182V181H82ZM153 182V183H154ZM186 182V181H185ZM210 182H207L206 183V185L208 184V183H210ZM43 183V182H42ZM109 183V182H108ZM115 183V182H114ZM120 183V184H119ZM140 183V182H139ZM38 184V183H37ZM37 184H33V185H37ZM44 184V183H43ZM43 184H42V186H43ZM86 184H87V182H86ZM129 184V183H128ZM152 184V183H151ZM184 184V183H183ZM32 185V184H31ZM79 185V184H78ZM83 185H84V183H83ZM89 185V184H88ZM23 186V185H22ZM80 186V185H79ZM181 186H183V185H181ZM264 186V185H263ZM78 187V186H77ZM76 187V188H77ZM125 187V186H124ZM72 188H73V186H72ZM79 188V187H78ZM74 189H75V187H74ZM108 189V188H107ZM200 189H202V188H200ZM263 189V188H262ZM65 190V191H66ZM73 190V189H72ZM78 190V189H77ZM13 191V190H12ZM71 191V190H70ZM70 191H69V193H70ZM106 191V192H105ZM125 191V190H124ZM202 191V190H201ZM200 190H199V193L201 192ZM74 192H75V190H74ZM135 192H137V191H135ZM62 193V192H61ZM61 193H59V194H61ZM65 193V192H64ZM68 193V192H67ZM124 193V192H123ZM131 195H130V194ZM202 193V192H201ZM200 193V194H201ZM261 193V192H260ZM84 194H85V192H84ZM203 194V193H202ZM202 194H201V196H202ZM259 194V193H258ZM21 195V194H20ZM58 195V194H57ZM64 195H66V194H64ZM144 195H146V194H144ZM59 196V195H58ZM125 196V197H124ZM201 196H199V194H198V197H200L201 198ZM26 197V196H25ZM64 197V196H63ZM82 197V196H81ZM197 197V196H196ZM262 197V196H261ZM60 198V197H59ZM58 198V199H59ZM86 198V199H87ZM199 198V199H200ZM198 199V198H197ZM25 200V202H23ZM56 200V199H55ZM194 200V199H193ZM257 200H260V199H257ZM256 200V201H257ZM65 201V200H64ZM63 201V202H64ZM77 201V200H76ZM146 201V200H145ZM195 201H197V200H195ZM201 201H202V198H201ZM200 201V202H201ZM8 202V201H7ZM84 202V201H83ZM87 202V201H86ZM188 202V201H187ZM198 202V201H197ZM9 203V202H8ZM55 203V202H54ZM58 203V202H57ZM62 203V202H61ZM60 203V204H61ZM88 203V202H87ZM90 203V202H89ZM174 203V202H173ZM172 203V204H173ZM262 203V202H261ZM264 203V202H263ZM46 204H48V205H46ZM59 204V205H60ZM76 204V203H75ZM74 204V205H75ZM80 204V203H79ZM85 204V203H84ZM83 204V205H84ZM189 204V203H188ZM187 204V205H188ZM259 204V203H258ZM13 205V206H12ZM46 205V206H45ZM86 205V204H85ZM94 205V204H93ZM144 204H142L141 206H140V208L143 206ZM8 206V205H7ZM7 206H6V208H7ZM54 206V205H53ZM95 206V207H96ZM198 206H200V205H198ZM197 206V207H198ZM58 207H60V206H58ZM58 207H56V208H58ZM74 207V206H73ZM82 207V206H81ZM80 207V208H81ZM90 207V206H89ZM92 207V206H91ZM49 209L51 208V206L50 207H48ZM97 208V207H96ZM1 209V208H0ZM24 209V210H25ZM55 209V208H54ZM53 209V210H54ZM78 209V208H77ZM93 209V208H92ZM46 210H48V209H46ZM65 210V209H64ZM91 209H89V211H90ZM143 210V209H142ZM168 210V209H167ZM196 210V209H195ZM48 211H50V210H48ZM88 211V212H89ZM173 211V212H174ZM197 211V210H196ZM257 211V212H258ZM264 211V210H263ZM21 212V211H20ZM52 211H50V213H51ZM55 212V211H54ZM59 212V211H58ZM84 212V211H83ZM82 212V213H83ZM91 212V211H90ZM142 212H144V211H142ZM142 212H140V213H142ZM65 213V212H64ZM167 213V212H166ZM19 213H17V215H18ZM68 214V213H67ZM173 214V213H172ZM174 214H175V212H174ZM173 214V215H174ZM257 214V213H256ZM259 214V213H258ZM15 215V214H14ZM17 215H15V216H17ZM21 215V214H20ZM59 215V214H58ZM57 215V216H58ZM64 215V214H63ZM246 215V214H245ZM260 215V214H259ZM258 215V216H259ZM14 216V217H15ZM19 216V215H18ZM82 216V217H81ZM243 216H244V214H243ZM56 217V216H55ZM62 217V216H61ZM72 217V216H71ZM145 217H146V215H145ZM144 217V218H145ZM172 217H174V216H172ZM238 217V216H237ZM257 216H255V218H256ZM13 218V217H12ZM52 218V217H51ZM57 218V217H56ZM135 218V219H134ZM229 218V219H228ZM249 218V217H248ZM143 219V218H142ZM173 219V218H172ZM235 219V218H234ZM252 219V218H251ZM21 220V221H22ZM65 220V219H64ZM71 220V219H70ZM69 220V221H70ZM73 220V219H72ZM71 220V221H72ZM231 221L233 220V219H230ZM238 220V219H237ZM243 220V219H242ZM264 220V219H263ZM17 221V220H16ZM20 221V222H21ZM60 221V220H59ZM59 221H58V223H59ZM70 221V222H71ZM143 221V220H142ZM230 221V222H231ZM15 222V221H14ZM229 222V223H230ZM263 222V221H262ZM97 223V224H98ZM115 223V224H116ZM124 223V222H123ZM239 223V222H238ZM264 223V222H263ZM18 224V223H17ZM56 224H57V222H56ZM63 224V223H62ZM73 224V223H72ZM96 224V225H97ZM133 224V223H132ZM242 224V223H241ZM58 225V224H57ZM122 225V224H121ZM169 225V224H168ZM253 225V224H252ZM13 226H15L14 224H13ZM19 226V225H18ZM74 226V225H73ZM131 226V225H130ZM228 226V225H227ZM230 226V225H229ZM71 227V226H70ZM83 227V228H84ZM109 227V226H108ZM5 228V227H4ZM58 228H60V227H58ZM95 228V227H94ZM114 228V227H113ZM262 228H264V226L262 227ZM6 229V228H5ZM93 229V228H92ZM96 229V228H95ZM94 229V230H95ZM255 229V228H254ZM10 230V229H9ZM64 230V229H63ZM62 230V231H63ZM91 230V229H90ZM227 230H228V228H227ZM239 230H240V228H239ZM261 230V229H260ZM264 229H262V231H263ZM8 231V230H7ZM56 231H57V229H56ZM70 231V230H69ZM259 231V230H258ZM94 232V231H93ZM264 232V231H263ZM1 233V232H0ZM54 233V232H53ZM52 233V235H54V234H56V232L53 234ZM168 233H169V235H168ZM216 234H217V232H215ZM231 233V232H230ZM241 233V232H240ZM249 233V232H248ZM128 234V233H127ZM239 234V233H238ZM51 235V236H52ZM124 235V234H123ZM122 235V236H123ZM215 235V234H214ZM60 236H61V234H60ZM216 236V235H215ZM230 236V235H229ZM236 236V235H235ZM251 236V235H250ZM254 236H257V235H254ZM259 236V235H258ZM257 236V237H258ZM54 237V236H53ZM52 237V238H53ZM50 237H48L47 238V240L49 239ZM52 238H51V240H52ZM161 238V239H160ZM214 238V237H213ZM255 238V237H254ZM126 239H127V237H126ZM157 239V238H156ZM226 239V238H225ZM256 239V238H255ZM254 239V240H255ZM223 240V239H222ZM50 241V240H49ZM118 241V240H117ZM153 241V240H152ZM257 241V240H256ZM39 242V244L38 245H36L35 246V243H38ZM55 242V241H54ZM151 242V241H150ZM44 243V242H43ZM41 244H42V242H41ZM52 244V243H51ZM210 244V243H209ZM46 245V244H45ZM48 245V244H47ZM49 245H50V243H49ZM48 245V246H49ZM146 245V244H145ZM257 246V245H256ZM41 247H42V245H41ZM199 247V246H198ZM46 248H47V246H46ZM37 249V248H36ZM42 250V249H41ZM204 251V250H203ZM40 252V251H39ZM53 252V251H52ZM99 252V251H98ZM36 253H37V251H36ZM43 253H44V251H43ZM103 253V252H102ZM101 253V254H102ZM259 253V252H258ZM136 254H137V251H136ZM136 254H135V256H136ZM255 254V253H254ZM254 254H253V256H254ZM251 255V254H250ZM27 256V255H26ZM29 256H31L30 254H29ZM39 256H40V254H39ZM203 256V257H202ZM237 256V255H236ZM257 255L255 254V256L254 257H256ZM28 257V256H27ZM41 257H42V254H41ZM141 257V258H140ZM205 257V258H204ZM36 258V257H35ZM38 258V257H37ZM49 258V257H48ZM221 258V257H220ZM223 258V257H222ZM247 258V257H246ZM260 258V257H259ZM26 259H30V258H26ZM25 259V260H26ZM43 259V258H42ZM211 259V258H210ZM235 259V258H234ZM243 259V258H242ZM250 260L249 261H247L246 263H248V262H250L251 261V258H249ZM255 259V258H254ZM262 259V258H261ZM138 260V259H137ZM208 260V259H207ZM213 260V259H212ZM220 260V259H219ZM218 260V261H219ZM225 260H226V258H225ZM135 261V260H134ZM227 261V260H226ZM231 261V260H230ZM24 262V261H23ZM33 262V261H32ZM35 262V261H34ZM33 262V263H34ZM232 262V261H231ZM233 262H234V264H235V262H237V261H235V260H233ZM206 263V262H205ZM223 263V262H222ZM229 264H233V263H230V262H228ZM238 263V262H237ZM137 264V263H136ZM141 264V263H140ZM143 264V263H142ZM238 264H242V263H238ZM255 264V263H254Z\"/></svg>","mask_w":264,"mask_h":264}]
</instances>
